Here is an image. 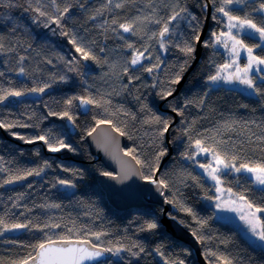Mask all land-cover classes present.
<instances>
[{"label": "trees", "instance_id": "1", "mask_svg": "<svg viewBox=\"0 0 264 264\" xmlns=\"http://www.w3.org/2000/svg\"><path fill=\"white\" fill-rule=\"evenodd\" d=\"M19 2L24 7L28 6L25 0ZM116 2L118 0H113V5L103 8L107 0H57L61 8L65 3L72 5L71 11L59 24L53 22L59 13L51 0H41V3L46 5L42 10L52 16V20L40 17L34 11L26 12L23 7H0V37L6 49H15L0 53V72L3 73L0 76V87L27 89L52 83V87L43 94H28L16 98L14 103L10 102L13 97H9L0 104V120L17 125L10 129L0 128V157H3L0 168L7 169L0 172V184L10 175L22 174L26 169H39L45 162L50 165L44 167L39 176H28L26 179L0 186V217L9 224L31 221L27 229L5 231L0 236V264L21 261L29 252L34 255L31 246L45 240L46 234L55 238L67 234V229L73 226L80 230L81 238L87 233L88 239L103 247L128 248L138 244L145 249L138 256L121 251L114 254L111 260L105 261L106 264H163L165 259H180L184 260L185 264H200L191 246L166 231L161 223L162 206L146 202L143 207L120 211L109 204L97 180V176L107 170L104 164L91 154L85 140L88 131L101 119L111 120L126 133V150L135 149V155L141 160L155 164L157 151L166 149L167 154L161 157L160 166L171 150L159 173V178L169 185L166 188L167 199L174 201L170 215L183 221L182 224L191 232L195 230L198 235L205 237L203 243L199 242L202 254L209 264H221L217 259L219 256L232 259L233 264H264V242L250 236L246 230L218 213L215 199L206 198L218 195L214 183L207 178L198 163L184 157L185 152L191 154L194 151V148H189V136L195 139L203 138L198 134L215 135L218 128L221 131L217 139L228 141L229 147L233 144L240 147V142L243 141L245 155L253 159L264 156L258 148L260 142L256 141V136L264 135V101L249 95V90L243 85L224 82L212 85L207 79L209 75L215 74L217 65L229 59L227 50L220 45L204 47L205 42L214 43L212 32L224 29V23H217L212 16L216 15L225 22L226 18L215 12L214 9L218 5H213L212 0H209V16L208 8L204 7L207 0H180V6L187 7L188 11L197 17V21L191 23L197 28L199 35L208 16L201 54L191 68L196 59L198 42L193 39L196 33L189 27L190 17L180 20L178 27L176 21L172 22L170 28H173L175 34L170 42L166 41L165 51L155 40L147 41L145 37V40L141 41L139 36H132L120 30V34L125 37V40H121L112 31V28L117 27L111 24L114 18L125 22L135 15L150 14L148 0H135L134 3L126 4L123 9H116ZM155 2L158 16L167 18L170 13L163 7L161 0ZM167 2L171 5L175 0ZM251 2L252 0H248V3ZM7 3L8 0H0V4ZM32 6H36L35 0ZM229 7L242 9L234 11L236 15L243 16L251 12V8L246 4ZM97 9H103L101 15L96 14ZM9 15L11 20L6 19ZM94 15L96 18L93 20L91 17ZM252 15L258 18L257 13L253 12ZM33 17H36L38 22L34 23ZM105 21L108 23L105 24ZM45 23L49 26L45 27ZM13 26L16 28L14 32ZM145 27L150 33L158 31L160 25L146 24ZM64 32L68 35H62ZM73 37L77 44L90 50L100 63L91 59L84 60L81 54L75 51L76 46L71 42ZM125 41L134 43L136 47H141L145 42L150 43L151 48L145 55L150 54L153 59L144 60L143 64L150 66L156 62V56H159L163 62L160 69L149 74L138 71L141 66L137 65L124 74L123 67L131 56V50L124 46ZM184 41H188L195 48L191 57L175 46H183ZM245 42L252 44L255 41L245 38ZM101 48L104 49L103 52L100 51ZM256 53L264 54L260 49H256ZM20 56L25 57L22 63ZM73 57L76 62L69 63ZM104 60L108 63L104 64ZM240 62H245L243 52ZM113 64L115 68H110ZM182 65V78L188 71L183 85L175 96L162 99V91L173 89V93L175 92L178 84H170V79L180 72ZM20 67L25 69L26 74H19ZM70 68L75 70L69 71ZM61 76L67 78V83L60 81ZM133 76H139L140 79L129 82V78ZM153 76L156 78L153 79ZM153 84L156 87H153ZM88 95L95 99L110 100L111 104L106 105L108 111L91 105L89 112L82 115L78 101H74L72 106L66 104L67 99L73 96ZM201 100L203 104H200ZM189 101L191 103H188ZM173 107L182 109L184 114L180 116L176 113L178 119L171 126L168 142L167 132L160 136L161 125L144 121L149 120L154 113L172 124L175 121ZM65 110L69 111L75 120L78 128L75 135L68 132L67 118L48 115L49 111ZM226 122L232 123L234 130H223L221 126ZM24 124L30 126H19ZM46 133L51 137L63 139L76 151L62 149L59 152H51L43 141L36 140L35 143L29 144L18 138L24 136L26 139H34ZM250 136L255 143H248ZM195 159L199 163H206L210 156L200 155ZM65 168L68 171H65ZM141 170L145 175L151 174L148 168ZM192 176L198 177L199 182L193 180ZM222 178L224 186L231 187L234 192L245 193L257 203L264 196V193L250 183L249 176L245 173L230 172ZM59 179L71 180L75 188L59 185ZM21 195L23 198L18 199ZM53 204L60 207H50ZM181 205L191 208L195 215L183 211ZM261 216L264 217V214ZM152 220H155L159 227L147 230L146 223ZM197 221L207 223L201 225ZM57 223L61 225L60 228L44 227L46 224ZM37 225L39 227H36ZM94 232L103 233L100 240L91 235ZM157 247L164 253V257L155 251ZM132 251L138 252L139 249L132 248ZM211 252L217 255H208L206 258L205 253Z\"/></svg>", "mask_w": 264, "mask_h": 264}, {"label": "snow or ice", "instance_id": "2", "mask_svg": "<svg viewBox=\"0 0 264 264\" xmlns=\"http://www.w3.org/2000/svg\"><path fill=\"white\" fill-rule=\"evenodd\" d=\"M28 4L27 7H24L23 4L19 2V0H8L6 5L0 4V7H23L24 11H34L39 14L40 17H48L49 20H52L53 17L49 16V14L42 10L46 5H42L41 0H35V7L32 6L33 0H25ZM135 0H118L114 4L116 9H123L126 4L134 3ZM163 3V7L169 11V15L167 18L158 16V8L156 6L155 0H148V7L151 9V13L148 15H135L131 19L120 22L117 19H112L111 24L116 25L117 27L112 28V31L115 32L121 40H125V37L120 34V30L123 33H129L132 36H139L141 41L145 40L147 37V41L155 40L160 48L167 51L166 41L170 42L172 36L175 34L173 28H170V25L173 21L177 22V27L179 25L180 20H186L190 17L189 27L193 28V32L196 33L193 39L196 42L200 41V35L198 34L197 28L193 27L192 21H197V17L192 15L187 7L180 6V0H175V2L171 5L167 2V0H161ZM52 5L55 7L58 16L55 17V23L59 24L61 19L67 15L72 8L71 4L65 3L63 8L57 4V0H51ZM258 3V6H257ZM213 5H218L215 7V12L222 14V17L226 18V22L218 19L216 15L212 16V19L217 23H224V29L218 32H212L211 36L214 38V43H204V47H216L217 45L222 46L227 50L228 53V61L217 65L216 72L213 75L208 76V81L212 85H218L220 82H224L226 84H239L245 86L247 90H249V95L259 97L262 101H264V54H257L256 49H260L262 53H264V0H252L251 3H248V0H212ZM247 5L251 8V12L246 13L245 15H236L234 11H240L239 7L236 9H232L229 6L231 5ZM109 5H113V0H107V3L103 6V8H108ZM207 4H204V7L207 8ZM83 7V5H81ZM103 9H97L96 14L101 15ZM257 13L258 18H254L252 13ZM96 16H92L91 19H95ZM7 20H11L12 17L9 15ZM33 22H38L36 17H33ZM108 22L105 21V24ZM198 23V22H197ZM146 24H156L160 25L158 31H151L149 33L146 30ZM45 27L49 25L47 23L44 24ZM16 30L15 26H13L12 31ZM107 30V29H106ZM235 30V31H234ZM62 35H68L67 32L62 33ZM245 38L255 41L252 44L246 43ZM72 44L75 45V51L80 53L84 60H93L97 63H100V60L91 53L90 50H86L84 47H81L77 44L75 37L71 40ZM127 49L131 50L130 59L126 60L125 66L123 67V73L127 74L131 67L140 65L141 67L137 69L138 71L147 72L149 74L155 73L158 69H160L161 63H163L159 56H156V62L151 64L150 66H145L143 64L144 60L151 61L153 57L149 55H145V53L149 52L151 48L150 43H143L141 47H136L134 43H129L125 41L124 45ZM176 47L180 48V51L185 53L187 56L191 57L195 52L194 46L188 41L183 42V46L180 44H176ZM9 51H15L14 48H5L4 43L2 42V37H0V53H6ZM100 51H104L103 48ZM245 54V62L241 64L240 57L241 53ZM25 57L20 56L19 60L22 63ZM76 62V58L73 57V60L69 63ZM51 63V61H49ZM104 64H107L108 61L104 60ZM187 61H185V65ZM110 68H115V65H110ZM75 69L70 68L69 71H74ZM184 70V65L181 66L180 72L176 73L174 78L170 79V84H179ZM19 74H26L25 69L23 67L19 68ZM3 73L0 72V76ZM156 77L153 76V79ZM60 81L67 83V78L65 76L59 77ZM139 76H133L129 78V82L132 80H139ZM156 87L155 84L152 85ZM52 87V83H44L39 87H32L27 89H16V88H3L0 87V104H3L4 101L8 100L9 97L20 98L26 96L28 94H43L48 88ZM125 87H127L125 85ZM173 89H168L166 91H162L160 93L162 99H166L173 95ZM138 98V97H137ZM74 101L79 102V106L85 107L88 105H96L97 107L104 108V111L107 112L108 108L106 105L111 104L110 100H101L95 99L91 95L88 96H73L67 99L66 104L69 106L73 105ZM188 103H191L189 101ZM200 104H203V100L200 101ZM145 107H147L145 105ZM187 107V104H185ZM242 107H247V105H242ZM172 111L177 113L180 116H183V110L178 109L176 107L172 108ZM149 112L151 110L149 109ZM49 116H59L61 119L67 118L73 124L75 120L72 115H70L69 111L65 110L63 112H48ZM135 119V117H132ZM145 123H155L162 126L160 131V136H163L170 127L169 121L162 117L155 115L154 113L151 115L149 120H145ZM195 123V121H193ZM234 123V122H233ZM255 123V121H252ZM97 125L107 124L113 127V129L118 132L121 136L126 135L124 131H121L119 127H116L111 120L101 119L96 121ZM16 124L6 123L5 121L0 120V128L10 129L16 127ZM22 127H29L30 125L24 124L19 125ZM259 127V125H257ZM221 128L225 131H232L233 124L226 122ZM95 131L93 128L91 131H88L87 135L91 136ZM221 129H216V134L211 136H203V134H198V136H202L203 138H195L189 136V148H194L191 154L188 152L184 153V157L188 160H193L198 163L199 167L204 170L207 178L215 182V190L217 193H220L218 196H208L206 197L209 200L215 199L217 201L216 207L222 210H228L232 212H238L240 220L244 221V223L248 226V230L251 234L258 238L259 241L264 242V217L261 214H264V196L261 197L259 203L255 202L252 199H249L248 196L243 192H234L231 187L223 188L221 185L224 184L223 176L228 175L230 172L234 173H245L249 176V181L251 184L257 187V190L261 193H264V156H261L258 159H253L250 156L244 154L245 149L243 147V141L240 142V147H237L233 144L231 147L228 146V141L223 139H217L220 135ZM13 135H17L13 133ZM255 136V133L252 134ZM19 139L24 140L26 143H35L36 140L43 141L47 148L51 152H59L62 149H68L69 151H76L70 144L64 142L63 139L51 137L48 133L44 135H38L34 139H26L24 136H18ZM256 141L260 142L258 146L259 151L264 153V135L256 136ZM248 143L253 144L255 141L252 140L251 136L248 138ZM255 151V149H254ZM167 154L166 149H159L155 156V164H152L146 160H141L135 155V149H130L125 152L124 155L131 156L137 165H140V169L133 170L130 166L126 169H122L123 175L121 177L114 176L111 172H102L103 176L109 177L111 179H120L121 182L124 180L130 179L132 176H139L140 179L156 185L157 191L163 196V189L169 187V185L165 182L164 179L156 178L155 173L159 171V161L161 157ZM204 155L210 156V159L206 163H199L196 161V157ZM3 160V157H0V161ZM44 167H50V165L45 162L43 167L39 169H26L22 174L18 173L15 175H10L7 179H5L2 184H12L15 181L26 179L28 176L36 175L39 176L43 171ZM148 168L150 171V175H145L141 169ZM68 171V169H64ZM7 171V169L0 168V172ZM190 175V174H189ZM193 180L199 182V178L196 176L191 177ZM59 185H63L67 188H75V184L71 180L59 179L57 181ZM0 184V186H2ZM55 187V185H53ZM21 195L18 199H22ZM165 202L168 204H173L174 201L171 199H167L165 197ZM14 207L16 205H13ZM50 207H60L58 204L50 205ZM182 207V210L188 213H192L191 208ZM195 215L194 213H192ZM172 219H176L174 216ZM199 224H206L207 221H197ZM183 223V221H180ZM31 221L28 223H7L3 217H0V236L4 234L5 231H14L18 229H27L29 228ZM36 227H39L38 225ZM44 227L51 228H60V224H51L45 225ZM159 227L155 220L146 223L147 230H155ZM144 230V229H141ZM43 231V229H41ZM192 236L195 237L201 243L204 242L205 237L198 235L197 231H192ZM91 235L95 236L96 240H100L101 235L103 233L94 232ZM76 237L75 239L73 237ZM35 255L32 252L28 253V256L21 261L13 262V264H92V262L100 261L105 253H114L119 254L121 251H128L133 256H138L140 253L144 252L145 249L143 246L138 244H134L131 247L124 248L120 247H101L96 243H93L90 239L87 238V233H85L84 238H81L80 230H76L75 226L73 228L67 229V234L58 235L55 238L51 235L46 234L45 240L32 245L31 246ZM132 248H138V252L132 251ZM155 251L161 256L164 257V253L161 251L159 247L155 249ZM208 255L216 256L215 252L205 253V257ZM218 261L221 264H233L232 259L219 256L217 257ZM106 264V262H103ZM164 264H185L184 260L180 259H165Z\"/></svg>", "mask_w": 264, "mask_h": 264}, {"label": "water", "instance_id": "3", "mask_svg": "<svg viewBox=\"0 0 264 264\" xmlns=\"http://www.w3.org/2000/svg\"><path fill=\"white\" fill-rule=\"evenodd\" d=\"M207 5L209 16L211 7L209 0H207ZM208 16L206 24L200 35V41L197 43L196 59L191 68L197 62L201 54L202 41L207 31ZM187 74L188 71L185 73L180 83L177 85L175 92L170 97H173L178 93L179 89L181 88L187 77ZM15 101L16 98L14 97L10 99V102L14 103ZM90 106L91 105L85 107L79 106L81 114L86 115L90 110ZM173 114L175 116V121L170 124V127L167 131L168 142L169 131L171 129V126L174 125V123L178 119L177 114ZM66 126L68 132L71 135H75L78 133L77 125L75 123L73 124L68 119H66ZM94 128L95 131L92 133L91 136L87 135L85 140L88 144L91 154L94 155L98 161L104 164L108 172H111L114 176L121 177L123 175L122 169H126L129 166L133 170L141 168L140 165H137L135 163V160H133L131 156L124 155V153L127 152L125 148L126 138L124 135L121 136L118 132L113 129L112 126L107 124L96 125ZM170 154L171 150L161 162L159 166V171L155 173L156 178H159V173ZM97 180L102 190L104 191L108 202L117 210L122 211L130 208L142 207L146 202L162 206L163 214L161 218V223L165 227L166 231L176 239H179L180 241H183L187 245L191 246L192 249L195 251L197 260L200 264H209L202 254L201 243L195 237L192 236V232L187 229L182 223H180V221L175 216L174 217L176 219L171 218L173 217V215H170L172 205L165 202L167 191L166 189H163L164 195L162 196L160 192L157 191L156 185L150 184L140 179L139 176L135 175L132 176L130 179L121 182L120 179H111L109 177L103 176L102 174H99L97 176ZM113 257L114 253H105L100 261L92 262V264H99L105 261H109ZM162 263L164 264V261H162Z\"/></svg>", "mask_w": 264, "mask_h": 264}, {"label": "rangeland", "instance_id": "4", "mask_svg": "<svg viewBox=\"0 0 264 264\" xmlns=\"http://www.w3.org/2000/svg\"><path fill=\"white\" fill-rule=\"evenodd\" d=\"M208 179H209V178H208ZM209 180H210V179H209ZM210 181H211V180H210ZM212 182H213L214 185H215V182H214V181H212ZM221 187H223V188H227L226 186H224V184L221 185ZM215 188H216V186H215ZM218 195H220V193H218ZM218 195H217V196H218ZM214 203H215V205H216L217 201L214 200ZM217 210H218V213H219L222 217H224V218H226V219H228V220H230V221H233L235 224H237L238 226H240L243 230H246L250 236H253V235L251 234V232L248 230V226L244 223V221L240 220V218H239V213H238V212H232V211H228V210H222V209H220V208H217ZM245 233H246V232H245ZM246 234H247V233H246ZM253 237H254V236H253Z\"/></svg>", "mask_w": 264, "mask_h": 264}, {"label": "crops", "instance_id": "5", "mask_svg": "<svg viewBox=\"0 0 264 264\" xmlns=\"http://www.w3.org/2000/svg\"><path fill=\"white\" fill-rule=\"evenodd\" d=\"M106 169V168H105ZM107 170V169H106ZM107 172H108V170H107ZM107 199V198H106ZM108 201V200H107ZM110 204V203H109ZM144 206V205H143ZM142 206V207H143ZM113 207V206H112ZM114 208V207H113ZM138 208H140V207H138ZM131 209V208H130ZM117 210V209H116ZM128 210V209H127ZM121 211V210H120ZM122 211H125V210H122ZM233 222V221H232Z\"/></svg>", "mask_w": 264, "mask_h": 264}]
</instances>
